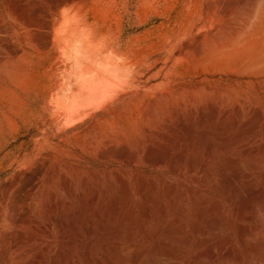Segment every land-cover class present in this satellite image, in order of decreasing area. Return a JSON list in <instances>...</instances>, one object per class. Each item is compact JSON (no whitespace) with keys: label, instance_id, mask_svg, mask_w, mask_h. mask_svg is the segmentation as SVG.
I'll return each instance as SVG.
<instances>
[{"label":"rangeland","instance_id":"1","mask_svg":"<svg viewBox=\"0 0 264 264\" xmlns=\"http://www.w3.org/2000/svg\"><path fill=\"white\" fill-rule=\"evenodd\" d=\"M238 1L0 0V264H143L160 249L156 234L165 250L187 240L177 263L192 264L203 197L204 215L224 227L206 244L215 260L231 250L236 264H258L241 238L254 225L249 192L232 198L250 175L252 193L264 188V76L239 68L264 58V2ZM248 122L259 164L237 172L235 135ZM166 151L185 154L175 165ZM216 154L220 174L206 181ZM165 212L181 230L162 226Z\"/></svg>","mask_w":264,"mask_h":264},{"label":"bare ground","instance_id":"2","mask_svg":"<svg viewBox=\"0 0 264 264\" xmlns=\"http://www.w3.org/2000/svg\"><path fill=\"white\" fill-rule=\"evenodd\" d=\"M261 2H264V0H239L238 1V5L240 7H242V9H245V10H253L258 4H261ZM264 4V3H263ZM260 6V5H258ZM257 6V7H258ZM261 7V6H260ZM258 7V8H260ZM258 8H255L254 10L255 11H259ZM261 10V8H260ZM231 45V44H230ZM227 46H225L226 48ZM235 47V46H234ZM239 47V45H238ZM229 48V47H228ZM196 51H199V48L198 46L195 48ZM223 49V48H221ZM235 50L237 49V45H236V48H234ZM194 50V49H193ZM217 50V49H216ZM219 50V48H218ZM229 50V49H228ZM233 50V49H232ZM195 51V50H194ZM218 52V51H217ZM221 52V51H219ZM230 52V51H229ZM198 53V52H197ZM200 53V52H199ZM239 68H241V70L243 71L244 74H249V76L253 75V76H264V58L262 60H259V61H243L240 65H239ZM260 112V111H258ZM257 116V115H256ZM261 115L259 114L257 117H256V120L257 119H260ZM251 121H254L251 120ZM259 122V121H258ZM237 124V123H236ZM161 125V124H160ZM254 122H248L246 123L243 128H241L240 132L237 134V136L235 135V144L238 146L239 150H240V153L239 155H236L235 158H233V163H234V167L236 168V171L237 172H240V170L242 169H246V170H252L255 167H257V165L259 164V160H255L253 159L254 158V155H257L256 154V151H252L248 148V142L255 138V134H254ZM190 127V126H189ZM201 128V127H200ZM186 129V128H185ZM175 131V130H174ZM188 131V130H187ZM189 131H191L192 133H195L197 132V129L196 127L192 126V128L189 129ZM208 132V131H206ZM186 133H189V132H186ZM158 134V133H157ZM202 134V133H201ZM207 134V133H206ZM171 135V134H170ZM184 135V134H183ZM193 135V134H192ZM164 136V135H163ZM185 138V137H184ZM189 138V137H188ZM193 138V137H192ZM168 139V138H167ZM190 139V138H189ZM183 140V138H182ZM181 140V142H182ZM168 141V140H167ZM171 141V140H169ZM186 141V140H185ZM177 142V146H180V147H184V149L187 148L188 144L186 145V143L188 142H185L184 143V146L181 144L180 140L179 142ZM171 143H173L171 141ZM207 143V142H206ZM214 143V142H212ZM210 143L209 144V150L211 152H214L215 150V146ZM174 144H175V141H174ZM197 144V143H196ZM233 144V143H232ZM250 144V142H249ZM161 145V144H160ZM173 145V144H172ZM186 145V146H185ZM195 145L193 142H192V146ZM208 145V144H207ZM234 145V144H233ZM190 146V147H192ZM186 147V148H185ZM167 149H169V147H165ZM179 148V147H178ZM218 148V147H217ZM110 149V148H109ZM181 149V148H180ZM183 149V151H185ZM195 149V148H194ZM207 149V150H208ZM172 150V149H171ZM170 150V151H171ZM179 150V149H178ZM195 150H198V149H195ZM217 150V149H216ZM123 151H126V152H123ZM121 151V155L120 157L121 158H125L126 160H131V153L127 152L128 150H124ZM148 151V150H147ZM157 151V150H156ZM201 151V150H200ZM109 152V151H108ZM149 152V151H148ZM153 152V151H152ZM172 152V151H171ZM171 152H168L166 151L167 155H169L170 157L174 156V152H173V155L171 156ZM150 153V152H149ZM202 153V152H200ZM198 153L197 155H192L190 156V158L188 159V164L187 166H189V169L193 170L196 169L195 166L197 165L196 163L200 160H202V155ZM153 154V153H152ZM185 153H182L180 154L178 157H176V155L174 157H172L173 159V163H177L178 160H180V156H183ZM116 155V154H115ZM163 155V154H162ZM165 155V154H164ZM178 155V154H177ZM189 155V154H188ZM166 156V155H165ZM220 156V155H219ZM234 156V155H233ZM119 157V156H117ZM119 157V159H121ZM155 157V156H154ZM158 157V156H157ZM135 158V157H134ZM166 158V157H165ZM209 158V157H208ZM147 159V158H146ZM156 159V158H155ZM154 159V160H155ZM171 159V158H170ZM171 159V160H172ZM214 161H212L211 164L209 163H205L203 164L202 166V170L201 172H203V176H204V179L206 181H215V179L217 178V176L220 174V170L221 168L219 167L220 163H218V155L216 154V156L213 158ZM221 159V158H220ZM167 160V159H166ZM170 160V164L172 163ZM208 160V159H207ZM222 160V159H221ZM134 162V159L132 160ZM131 161V162H132ZM158 161L160 163H163L165 160L161 157H159ZM183 161V160H182ZM129 162V163H131ZM201 162V161H200ZM206 162V161H205ZM166 163V162H165ZM172 163V164H173ZM182 163V162H181ZM199 163V162H198ZM261 163V162H260ZM262 164V163H261ZM174 165V166H175ZM172 167V166H171ZM263 168V166H262ZM255 176V175H254ZM248 181L244 184H237V186L234 188V197L232 198L233 199V204L234 205H238L237 204V200H241L240 198H243L245 194H247L249 192V199H248V205H245L243 207H245L247 210H248V220L250 222H252L254 225L251 226V227H246V228H243L241 230V238L243 239L244 242L247 243V251L248 253L250 254V257L252 259H254L258 264H264V203L263 204H260L258 200V196L262 193L264 195V188L263 189H260L261 192H254L252 193L251 191L252 190V186L254 184V182L257 180L252 177V175L248 176ZM245 180V179H244ZM263 181V180H262ZM264 182V181H263ZM255 185V184H254ZM264 185V184H263ZM34 186V183H33V179H29L27 181V187H30L32 188ZM216 187L217 188H220V185L219 183H216ZM259 190V191H260ZM22 193V192H21ZM19 194V193H18ZM146 194V197L147 199H150L151 198V195ZM20 196V195H19ZM26 196V195H25ZM201 197V196H200ZM22 198V197H21ZM204 198V197H203ZM203 198H200L196 201V214H197V217L198 221H196V225H195V233H196V236H197V242H196V250H197V255L196 257L194 258L193 260V263L192 264H205L206 263V257L207 255L209 254V256L212 257V259L215 260V257L216 255H214V251L213 249H208L207 250V247H206V244H208L211 240H213L214 238H216V236L218 235L217 233L220 232L222 230V228H224L220 221L217 219V217L215 216V214H210L208 216H205L204 215V212H203V209H204V204H206L205 200ZM230 198V197H229ZM229 199V200H232V199ZM182 198H179L178 200H175L174 204L175 206L178 208V209H183V206H182ZM237 199V200H236ZM263 199H264V196H263ZM262 199V201H263ZM23 200V199H22ZM174 200V199H173ZM239 202V201H238ZM116 205V204H115ZM119 205V204H118ZM23 206V204H22ZM213 206V205H212ZM241 206V205H240ZM25 207V206H24ZM26 208V207H25ZM213 209H218V205H215L214 208L212 207V210ZM117 210V209H115ZM13 211L15 212L16 209L14 210L13 208ZM215 211V210H214ZM23 212V211H22ZM217 212V211H216ZM13 213V212H12ZM27 213V212H26ZM14 214V213H13ZM116 214V213H115ZM235 214L236 216H238V212L237 210H235ZM262 214V216L259 218V215ZM18 215V214H17ZM15 216V215H14ZM172 216V214H169L168 212H165V219L162 221V226L163 225H166L167 229L169 231H175V230H181L182 228L181 227H177L175 228L173 226V224H169L168 225V221L170 219V217ZM24 219V217H23ZM22 218H14L13 217V223L15 222L17 225H21V224H24L23 222H25V219L23 220ZM127 220V219H126ZM126 224V223H125ZM141 224V223H140ZM142 225H143V228L149 233V234H154L152 233V220L150 218V216H145V218L142 220ZM27 226V225H26ZM124 227V224L123 225H120L117 229V232L122 228L123 229ZM173 227V228H172ZM15 232V231H14ZM176 233V232H175ZM3 235V234H2ZM15 235V234H14ZM20 235V234H19ZM7 236V235H6ZM5 236V237H6ZM154 236H157V239H158V242H159V251L155 254V255H152L150 257V259L148 260H145L143 262V264H161L163 260L165 261H174L175 263L174 264H178L177 262L179 260H181V254L179 252V247L181 248V246H185L187 244V240H181L180 241V246L176 249H173V250H169V249H162V236H159L158 234L154 235ZM248 236H252L254 238V242H248ZM11 237V236H10ZM14 237V236H13ZM17 237V236H16ZM116 238V237H115ZM2 239V238H1ZM120 240V239H118ZM117 240V241H118ZM5 241L8 243V244H13L14 243V248L18 246V244L14 241H12V239L10 238H6ZM16 241V240H15ZM132 241V240H131ZM122 242V241H121ZM134 241L131 242V244H133ZM157 242V243H158ZM119 247H125V245H123L122 243H119L117 244ZM92 246V245H91ZM133 246V245H132ZM158 246V245H157ZM12 247V246H11ZM210 247V246H209ZM208 247V248H209ZM219 248V247H218ZM12 249V248H11ZM179 249V250H178ZM124 250H122L121 252L123 253ZM2 252V251H1ZM3 254V253H2ZM4 255H8V253L5 252ZM90 255V254H89ZM92 255V254H91ZM94 255V253H93ZM40 258V257H39ZM90 258V256H89ZM5 260V259H4ZM126 259H124L125 261ZM144 260V259H143ZM228 262H231V263H234L236 264L238 262V258L234 255V253L231 251V250H227V252L224 254V256L220 259V260H215L213 261L212 264H227ZM124 263V262H123ZM103 264V263H102ZM125 264H139V260L138 259H133V260H128L125 262Z\"/></svg>","mask_w":264,"mask_h":264}]
</instances>
